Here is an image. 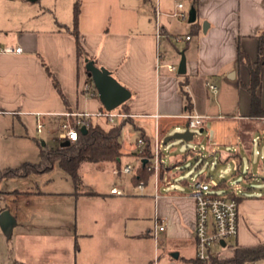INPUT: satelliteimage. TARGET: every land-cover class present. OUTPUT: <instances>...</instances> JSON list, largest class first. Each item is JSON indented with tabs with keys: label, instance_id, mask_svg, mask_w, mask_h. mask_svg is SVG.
Here are the masks:
<instances>
[{
	"label": "crops",
	"instance_id": "obj_1",
	"mask_svg": "<svg viewBox=\"0 0 264 264\" xmlns=\"http://www.w3.org/2000/svg\"><path fill=\"white\" fill-rule=\"evenodd\" d=\"M75 1L41 0L30 12V20L18 26L20 28L13 39L9 37V27L5 28L7 31L3 35L0 33V46L22 47L20 53L0 51V116L8 124L10 121L14 124L18 118L27 129L26 123L34 120L38 133L51 124L57 125L58 133L65 111L89 112L91 121L98 117L96 113L104 106L98 91L93 95L95 85H89L86 60L90 59L109 69L131 91L126 102V117L131 118L130 122L139 128L140 134L141 131L147 133L153 143L158 127L159 136L165 139L172 128L185 126L187 119L184 115L187 113L203 116V130L209 127L216 131L212 139L209 131L208 151L212 154L219 151L226 160L235 159L237 167L242 154L250 152L247 147L250 141L264 142V117L250 115L251 96L246 88L250 81V67L258 55V37L264 32V0H198L197 17L194 22L188 20L190 25L174 13L178 3H183L187 12V8L193 7V0H81L78 33L88 58L78 54L76 38L69 31L75 23ZM187 13L186 19L189 18ZM205 22L208 23L206 31L203 29ZM239 48L245 53L243 60H239ZM182 52L187 69L179 74ZM44 63L58 80L68 104L54 86ZM169 65L176 69L171 70ZM233 70L235 76L230 78L228 75ZM208 83L216 85V90ZM204 87H210L215 93L220 91L222 102L210 96ZM182 89L189 95L191 106ZM258 92L264 108V74ZM98 118L108 122L104 127L122 120L116 119L115 123L104 117ZM40 120L45 124L41 132L38 131ZM208 120L212 123L209 124ZM147 123L153 126L151 131H147ZM223 145H229L232 150L228 153L220 150ZM122 151L123 155L135 154L139 166L136 142L130 147L123 143ZM179 162L180 159H176L174 164ZM98 165L102 169L110 165L114 172L115 165L119 167L115 162ZM168 165L169 171L162 170L159 174L158 188L154 173L142 180V190L137 183L141 191H148L156 204L154 228H149L145 236L153 237L158 244L157 235L163 232L170 241H190L196 252V202L192 191L182 192L171 180L172 163ZM247 175L253 176V172ZM152 178L155 181L151 185ZM253 178L257 182L264 180L260 176ZM245 188L237 193L240 197L239 233L232 239L235 245L227 242L213 246V257L220 256L229 247H249L264 242V186L245 185ZM111 189V196L124 195V192L113 194ZM5 193L14 196L9 200L0 195L3 201L0 212L8 209L15 224L10 233L1 229L0 264H79L77 249L71 239L77 229H18V234L26 231L33 237L52 241L60 240L65 232L70 233V245L64 250L62 259L46 255L32 261L31 250L18 247L11 241L15 228L27 224L24 216L13 210V199L20 195L35 200L61 194L73 197L72 192L8 190ZM156 194L159 195L156 197ZM157 219L165 228L155 235ZM168 254L179 262L170 264H196L198 258L197 255L186 257L179 252L169 251ZM158 261L159 256L154 263L158 264Z\"/></svg>",
	"mask_w": 264,
	"mask_h": 264
},
{
	"label": "rangeland",
	"instance_id": "obj_2",
	"mask_svg": "<svg viewBox=\"0 0 264 264\" xmlns=\"http://www.w3.org/2000/svg\"><path fill=\"white\" fill-rule=\"evenodd\" d=\"M40 1L0 0V33L3 35L7 31L5 28L9 27V37L13 39L20 28L18 26L30 20V12L37 8ZM32 6L34 8H31ZM189 10L190 7L187 8V12ZM183 20L185 24H189L188 19ZM204 91L222 102L220 91L217 92L219 96H216L217 93L210 87H204ZM121 110L122 105L114 109V112ZM92 121L102 126L108 124L105 119L98 117H94ZM207 122L211 124L212 120ZM152 127L150 123L146 124L147 131H151ZM26 128L18 118H15L14 124L11 121L8 124L3 116H0L1 198L6 197L10 200L14 196L5 193L8 190L72 192L74 195L70 197L67 196L69 194H61L37 200L20 195L16 197V200L11 201L13 210L19 212L27 221V224H20L15 228L17 230L12 235L11 241L18 247L31 250L32 261L46 255L54 259L64 258L63 252L70 245V233L65 232L60 240L52 241L33 237L26 231L18 234V229L20 231L21 229H77L71 239L77 249L79 264H155L154 261L158 256V264L179 263L176 259L169 257V251L179 252L186 257L196 256L195 248L190 241L179 243L170 241L163 232H160L157 235L159 243L156 244L153 237L145 236L149 228H154L156 204L148 191H141L135 182L138 169L135 154L123 155L119 167L115 165V172L110 165L102 169L98 164L83 163L80 167L82 179L80 188H76L73 179L58 164L42 173H32L22 177L5 176L3 173L8 168L19 167L26 161L38 162L41 148H56L62 142L58 138L57 125H47L42 133H38L37 123L33 120L26 123ZM184 129L185 126L172 128L166 136ZM191 131L195 134L190 141L173 139L166 144L162 141L164 159L172 163L171 180L175 181L179 190L190 193L192 189L188 183L200 176L209 178L207 183L209 187L225 180L227 185L238 194L240 189L246 190L245 185L264 186V180L253 181L255 176H260V179L264 177L262 169L264 168V142L257 139L255 142H249L247 147L250 152L242 154L239 159L241 171L238 172L235 159L226 160L220 156L219 151L214 154L208 151L209 131H211L210 139L214 138L216 131L209 127L203 131H200V128ZM139 134V128L134 123L128 122L122 127L121 141L126 147H130L137 141ZM256 134L260 137L259 133ZM219 149L228 153L232 147L223 145ZM186 153H188L186 158L182 159L181 157ZM176 159H180L178 164H174ZM128 163H131L134 169L131 173H124L123 169ZM250 171L253 172V176L245 177V174L247 175ZM154 181L152 178L150 184L152 185ZM113 186L123 188L124 195L111 196L109 192ZM214 190L220 193L224 191V188L217 187ZM1 206L3 201L0 200ZM1 229L0 227V235L3 233ZM3 235L7 238L6 234ZM228 244L234 246L235 241L229 240ZM233 249L234 247L224 249L225 252L220 254L218 259L232 255ZM255 264H264V259L258 260Z\"/></svg>",
	"mask_w": 264,
	"mask_h": 264
},
{
	"label": "trees",
	"instance_id": "obj_3",
	"mask_svg": "<svg viewBox=\"0 0 264 264\" xmlns=\"http://www.w3.org/2000/svg\"><path fill=\"white\" fill-rule=\"evenodd\" d=\"M198 0H193V7L196 8ZM81 9V0H76L74 3L75 23L74 27L69 31L75 36L77 42V50L80 56H86L79 38L78 33V17ZM258 55L254 62V65L250 67V81L246 85L247 90L251 96L250 115L253 117H264V108L261 101V96L258 92V88L261 85L264 74V32L258 37ZM239 60H243L245 53L239 48L238 50ZM90 60V59H89ZM49 75L52 77L54 86L61 94L66 104L68 101L61 89L58 80L55 78L49 67L44 63ZM89 85L94 86L92 77H89ZM185 98L188 100L189 106H191V99L189 95L182 89ZM127 102V101H126ZM126 102L122 104V110L127 113ZM105 107H103L104 109ZM106 109V108H105ZM116 109V108H115ZM114 110V109H113ZM131 118H123L119 123L113 124L109 127H104L99 124H94L93 121L85 119L87 132L83 133L81 128L79 129L78 139L74 143H70L67 146H58L56 148H41V156L38 162L26 161L19 167L8 168L3 173L5 176H28L32 173H42L51 170L56 164L63 168L66 173L73 179L76 188H80L82 185V179L80 174V167L83 163L89 162L94 164L115 162L119 165L121 156L123 155V143L121 141L122 127L130 122ZM140 136L145 139L146 147L143 155L145 159L139 164L135 182L139 183L141 180L146 179L151 171L147 169L146 158L152 156L153 140L145 132L141 131ZM188 153L184 155L187 156ZM145 161V162H144ZM241 169L240 166H238ZM239 172V170H237ZM218 187H223L225 194L228 196H234V191L224 181L218 184ZM239 202L240 197L237 196ZM264 259V242H261L255 246L240 247L236 246L231 256L224 259H218V257H212L211 262L195 259L196 264H255L258 260Z\"/></svg>",
	"mask_w": 264,
	"mask_h": 264
},
{
	"label": "built area",
	"instance_id": "obj_4",
	"mask_svg": "<svg viewBox=\"0 0 264 264\" xmlns=\"http://www.w3.org/2000/svg\"><path fill=\"white\" fill-rule=\"evenodd\" d=\"M184 19L187 18L188 13L183 8V3L177 4V11L174 13ZM189 38V37H187ZM2 52H14L20 53L22 47L12 46H0ZM171 70H175L174 65H169ZM212 89L216 90V85L208 83ZM93 95H97V90L93 92ZM2 110L0 109V114ZM62 121L59 124L58 138L62 141H69L74 143L78 139L79 129L86 125L85 119L90 118V113L86 111H65L62 113ZM98 117H104L110 122H114L116 119H123L127 116L125 112H117L114 110L102 109L96 113ZM187 119L186 124L190 130L203 129L205 121L203 116L198 114L187 113L184 115ZM45 124L43 121L38 123V131H43ZM159 128V127H158ZM157 128V134L153 143L152 156L146 158L147 169L155 174L156 186L158 188L159 174L162 170L169 171V165L164 159V153L162 150L163 137L159 136V129ZM195 134V132H194ZM164 143V141H163ZM146 147L145 139L139 136L136 141V149L140 156V164L145 159L143 155ZM204 155L203 152H201ZM183 158H186V156ZM134 166L131 163L125 165L123 172L131 173ZM239 172L241 169L237 167ZM247 177L248 175L245 174ZM209 178L200 176L198 179L189 183L192 189V195L196 202V221H195V236H196V255L199 259L211 262L212 257L215 255L213 252V246L221 245L222 242H227L238 236L239 233V202L237 200V192L234 191V196H228L225 194V190L217 192L218 185L213 184L208 186ZM142 190L144 182L141 180L138 184ZM113 194H122L123 191L117 187L111 189ZM159 194H156V197ZM165 226L159 222L158 219L155 222V235L158 230H163Z\"/></svg>",
	"mask_w": 264,
	"mask_h": 264
},
{
	"label": "water",
	"instance_id": "obj_5",
	"mask_svg": "<svg viewBox=\"0 0 264 264\" xmlns=\"http://www.w3.org/2000/svg\"><path fill=\"white\" fill-rule=\"evenodd\" d=\"M197 17V12L194 7H192L189 11V22H194ZM208 23L205 22L203 25L204 31L207 30ZM86 69L87 73L90 77H92L95 88L98 91V96L103 106L107 110H113L124 102H126L131 97V91L123 85L113 74L112 72L103 66H98L94 60H86ZM187 63L185 54L182 52V58L179 63L178 73L183 74L186 72ZM230 78L235 76V70H233L228 75ZM81 131L83 133L87 132V126L83 125L81 127ZM200 131H203L201 129ZM194 137V132L191 131L188 127V124H185V129L183 131H177L172 135L165 137L164 144L168 143L173 139H181L184 141H190ZM45 144V141H43ZM69 141H63L61 146L69 145ZM145 162V161H144ZM15 224V218L11 215L8 209H3L0 212V227L5 233H10ZM225 245V242H222Z\"/></svg>",
	"mask_w": 264,
	"mask_h": 264
}]
</instances>
